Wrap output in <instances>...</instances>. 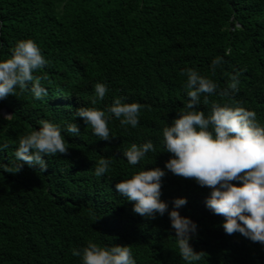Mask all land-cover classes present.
I'll list each match as a JSON object with an SVG mask.
<instances>
[{
  "label": "trees",
  "instance_id": "trees-1",
  "mask_svg": "<svg viewBox=\"0 0 264 264\" xmlns=\"http://www.w3.org/2000/svg\"><path fill=\"white\" fill-rule=\"evenodd\" d=\"M21 39H32L47 60L33 75L48 94L34 99L29 82L0 99V143L9 145L0 162L14 170L19 138L41 120L62 128L73 121L80 133L62 131L68 150L43 157L42 172L26 164L18 172L0 169V264H80L72 249L89 241L127 244L136 264H264V246L239 232L226 234L224 218L205 206L209 189L193 179L165 170L161 199L171 208L174 198L186 197L178 211L196 223L190 243L203 251L194 262L181 258L167 212L145 218L115 189L133 172L163 168L171 155L162 129L188 99L184 69L217 85L202 94L198 108L205 115L213 103L242 106L264 125V0H0V59ZM216 56L223 63L213 73ZM236 72L239 90L224 94ZM96 82L109 90L93 104ZM115 98L143 107L134 128L113 116L110 140L93 135L73 115L81 106L106 110ZM147 140L155 150L129 165L124 149ZM101 157L110 167L97 177Z\"/></svg>",
  "mask_w": 264,
  "mask_h": 264
},
{
  "label": "clouds",
  "instance_id": "clouds-1",
  "mask_svg": "<svg viewBox=\"0 0 264 264\" xmlns=\"http://www.w3.org/2000/svg\"><path fill=\"white\" fill-rule=\"evenodd\" d=\"M223 63V57H214L209 65L214 73ZM47 60L32 39L18 40L11 49V55L0 59V99L9 94L16 95L17 88L24 90L31 82L34 99L46 96L47 89L40 84V77L33 73L43 68ZM187 80L184 87L188 97L183 109L177 112L172 122L162 129L164 151L171 155L164 167L145 168L133 172L130 177L115 184L116 191L132 203V211L145 218L167 215L174 231L175 245L186 262L200 261L203 251L193 249L190 240L197 233L196 223L179 213L187 202L186 197H177L172 207L161 199V187L165 170L174 175L193 179L199 186L207 187L209 194L205 206L224 219L221 226L226 234L239 232L253 242L264 246V125L256 120V113L242 106L230 107L213 103L210 113L198 108L202 94H212L216 83L193 68L183 70ZM239 72L233 74L225 93L239 90ZM108 87L105 83L94 84L93 104L103 100ZM208 96H203V103ZM142 104L122 102L115 98L106 110L96 107L77 108L74 117L82 118L92 134L102 140H110L109 120L114 116L122 126L136 127ZM111 114V115H109ZM12 114H4L3 119ZM37 129L22 135L18 140L14 156V170L0 162V169L18 172L25 164L36 167L40 172L47 168L43 157L65 153L66 140L61 134L78 135L75 122L60 123L41 120ZM7 143H0V151L7 150ZM151 140L141 144L131 143L123 151L129 165H136L146 153L154 151ZM110 160L98 159L94 175L103 176L108 172ZM238 183H233V182ZM72 255L80 258V264H136L132 249L127 244L101 246L89 241L87 246L72 249Z\"/></svg>",
  "mask_w": 264,
  "mask_h": 264
},
{
  "label": "water",
  "instance_id": "water-1",
  "mask_svg": "<svg viewBox=\"0 0 264 264\" xmlns=\"http://www.w3.org/2000/svg\"><path fill=\"white\" fill-rule=\"evenodd\" d=\"M2 111H3V113H5V110L4 109H2Z\"/></svg>",
  "mask_w": 264,
  "mask_h": 264
}]
</instances>
